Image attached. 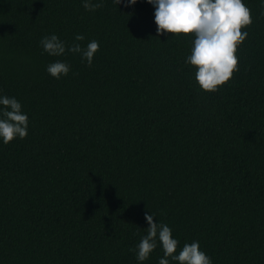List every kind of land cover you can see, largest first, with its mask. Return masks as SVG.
Listing matches in <instances>:
<instances>
[{
  "label": "trees",
  "instance_id": "trees-1",
  "mask_svg": "<svg viewBox=\"0 0 264 264\" xmlns=\"http://www.w3.org/2000/svg\"><path fill=\"white\" fill-rule=\"evenodd\" d=\"M83 2L0 0V96L28 117L0 139V264H158V237L136 259L150 213L176 255L195 241L212 264H264V0H243L239 70L212 93L186 63L194 36H157L146 0ZM53 34L98 41L91 66L44 52Z\"/></svg>",
  "mask_w": 264,
  "mask_h": 264
},
{
  "label": "clouds",
  "instance_id": "clouds-1",
  "mask_svg": "<svg viewBox=\"0 0 264 264\" xmlns=\"http://www.w3.org/2000/svg\"><path fill=\"white\" fill-rule=\"evenodd\" d=\"M116 5L122 0H113ZM155 7L154 17L157 36L162 34L193 35L191 55L186 63L195 71V80L199 88L207 93L216 92L226 84L239 70L238 46L247 38L243 28L252 24L251 9L243 0H146ZM137 0H127L125 6L134 5ZM85 10L93 12L103 7V0L93 2L84 0ZM75 41H83L82 34ZM40 45L50 56H62L67 52L81 54L82 59L91 66L94 55L99 50V42L92 40L82 48L79 43L66 46L55 34L44 36ZM48 74L55 78L68 75L70 65L56 61L47 66ZM0 139L8 144L17 137L26 138L28 117L22 112V106L14 97L0 96ZM153 214H146L148 224L136 248V259L143 262L157 247V237L162 246L163 258L158 264H170L169 258L178 264H212L205 252L200 250L199 242L186 243L176 255L179 241L172 236L171 228L165 223L154 222ZM129 251H133L130 249Z\"/></svg>",
  "mask_w": 264,
  "mask_h": 264
}]
</instances>
